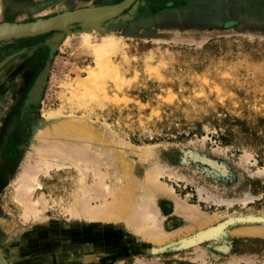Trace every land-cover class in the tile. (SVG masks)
<instances>
[{
	"label": "rangeland",
	"instance_id": "1",
	"mask_svg": "<svg viewBox=\"0 0 264 264\" xmlns=\"http://www.w3.org/2000/svg\"><path fill=\"white\" fill-rule=\"evenodd\" d=\"M124 1L0 0V27H22ZM80 31L82 23L0 42V48L25 47V64L43 56L35 74L50 63L37 79L47 76L25 132L14 133L10 142L0 133L5 146L0 152V220L16 227L11 236L0 228V250L8 263L41 264L50 256L54 263L47 259L48 264H264V235H246L264 230V0H135L91 32L96 41L107 36L120 40L121 49L108 58L110 71L93 68L78 40ZM67 35L73 38L66 45ZM92 75L99 78L90 82ZM68 84L81 106L65 110L64 117L86 119L97 131L105 128L128 154L153 149L149 159L164 169L160 181L173 192V199L156 203L160 225L173 246H179L176 238L199 236V247L175 250L167 244L152 253L150 243L133 238L125 227H96L90 246L62 247L58 242L67 216L50 209L37 224L18 219L10 184L28 163L42 112L62 108ZM147 166L140 164V169ZM75 178L73 168L52 172L43 180L45 196L64 194V199L73 193ZM178 204L219 224L206 223L201 232L191 229ZM37 240L40 254L27 246Z\"/></svg>",
	"mask_w": 264,
	"mask_h": 264
},
{
	"label": "bare ground",
	"instance_id": "2",
	"mask_svg": "<svg viewBox=\"0 0 264 264\" xmlns=\"http://www.w3.org/2000/svg\"><path fill=\"white\" fill-rule=\"evenodd\" d=\"M115 6L117 5L86 8L76 12H78V16L84 13L93 14L97 24L99 18L113 11ZM70 19V17L63 20L59 18L41 22L39 25L41 27H56L70 21ZM69 27L67 26V28ZM97 29H99L97 25L96 27H90V29H83L80 31L78 40L80 45L90 53L94 64L93 68L96 65L99 70L106 68L110 71L108 58L121 49L119 46L121 43L118 38L111 36L96 41L91 32ZM69 36L65 39L64 43L66 45L73 38V36ZM114 70L116 71V68L113 69V74L116 77L118 74H115ZM98 78L97 75H92L90 82ZM44 79V77H41L37 81L33 94L37 95L39 93L45 83ZM67 90L68 98L62 101V108L58 111L47 110L42 112L43 118L34 129L32 151L28 155V163L23 168L20 167L15 180L10 184L8 194L11 202L17 208L18 219L25 224L31 222L37 224L43 221L42 217L46 211L56 209V212L60 215L67 216L68 220V223L62 228L65 233L62 234L58 242L62 247L67 245L70 247L90 246L96 240V235H98V232L94 231L96 227H107V229L111 227L112 230L114 228H128L133 233V238L134 236L136 239L140 237L150 243L149 251H152V253L163 249L162 247L167 246V244L170 245V242H172L168 240L170 234L160 225L156 203L163 197L173 199V192L171 188L160 181L164 169L160 167L158 162L149 159L152 156L153 149L145 148L146 151L143 150L144 148L140 151L137 149L138 151L128 154L122 149L123 145H120L122 142L114 140L105 128L102 127L97 131V128L86 119L79 118V120L72 118V115L64 117L66 115H64L65 110H75L81 106L80 98L72 90L71 85H67ZM71 97L77 98V102H72ZM143 163L148 165L145 170L140 169V164ZM71 168L75 170L76 174V181L72 185L73 190L71 189L73 193L67 195L64 199L62 198L64 194L56 199L46 197L43 187L44 178H48L52 172L56 174L57 171ZM89 177L93 181L91 180L92 183L87 184L86 180ZM184 205L178 204V209H176L181 212V216L187 214L185 220L186 224L190 225L189 228H198L201 232L206 228V223H210V226L219 224L218 219L217 222L213 218L210 221V219L203 216H198L199 213L196 214L193 211L194 209H188V206ZM79 227L81 228L79 229ZM0 228L4 229L5 235L10 236L16 231V227L12 223H5L4 217L0 220ZM260 230L262 229L256 228L253 232L248 231L246 235L258 234L261 237L262 234L264 235V230ZM179 232L177 231V233ZM118 234L120 235V233ZM29 238L32 237L29 236L27 240ZM176 240H179V246L176 247L177 244L176 246L171 244V247H176L175 250H181L189 249L190 246L199 247L198 243L202 239L199 236L195 238L185 236L180 239L176 238ZM36 242L38 240L30 245L27 243V246L31 252L36 250L40 254L39 244L37 246ZM47 259L49 260L48 263L51 261L54 263L50 256H46L42 259L41 264H48L46 263ZM2 260L4 264H9L3 252L0 251V264H3ZM87 261L88 259H85V262Z\"/></svg>",
	"mask_w": 264,
	"mask_h": 264
},
{
	"label": "flooded vegetation",
	"instance_id": "3",
	"mask_svg": "<svg viewBox=\"0 0 264 264\" xmlns=\"http://www.w3.org/2000/svg\"><path fill=\"white\" fill-rule=\"evenodd\" d=\"M53 52L54 50H50V58ZM42 58L43 56L25 64V47L12 44L0 48V133H6L2 138L8 139V142L14 133L25 132L28 113L41 100L39 93L33 95V92L37 79L47 65L50 66L47 61L42 70L35 74ZM46 80L47 76L45 84ZM4 147L0 143V152L4 153Z\"/></svg>",
	"mask_w": 264,
	"mask_h": 264
},
{
	"label": "water",
	"instance_id": "4",
	"mask_svg": "<svg viewBox=\"0 0 264 264\" xmlns=\"http://www.w3.org/2000/svg\"><path fill=\"white\" fill-rule=\"evenodd\" d=\"M135 2V0H125L124 2L118 4L117 6L113 7V11L110 13L104 14L99 18L97 24L95 23V16L91 13H84L78 16V12L73 13H66L62 16L45 20L39 21L34 24L22 26V27H0V42L1 41H8L12 39H20V38H28V37H36L42 34H46L56 30H66L67 26H72L74 24H81L82 23V30L83 29H90L97 25L100 28L103 24L119 17L125 10L129 9L130 6ZM66 17H70V21H66L59 26H51V27H41L39 25L41 22H48L55 19H65ZM65 24V25H64ZM98 30V29H97ZM63 38V35H62ZM1 251V250H0ZM4 264V261L2 260Z\"/></svg>",
	"mask_w": 264,
	"mask_h": 264
}]
</instances>
